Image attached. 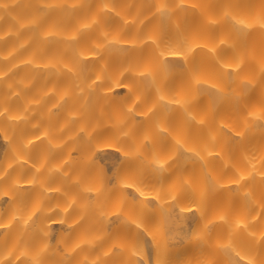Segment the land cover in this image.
<instances>
[{"label":"bare ground","instance_id":"6f19581e","mask_svg":"<svg viewBox=\"0 0 264 264\" xmlns=\"http://www.w3.org/2000/svg\"><path fill=\"white\" fill-rule=\"evenodd\" d=\"M180 5L0 0V264H264V0Z\"/></svg>","mask_w":264,"mask_h":264},{"label":"snow or ice","instance_id":"6c2138e0","mask_svg":"<svg viewBox=\"0 0 264 264\" xmlns=\"http://www.w3.org/2000/svg\"><path fill=\"white\" fill-rule=\"evenodd\" d=\"M182 5H183V0H181V7H182ZM161 15L163 16V15H165L166 13H167V7L165 6V7H163V8H161ZM257 23L261 26V27H264V17H258L257 18ZM235 24L236 25H240L239 27H237V31H240V32H243L246 28H248V27H251V25H247V24H245L243 21H237V22H235ZM235 26V25H234ZM231 75V74H230ZM257 119H259V117H256ZM160 170H163L162 169V166H161V168H160ZM5 178L4 177H2V176H0V180H4ZM33 264H39V260L37 259V260H35L34 262H33ZM235 264H240V262L237 260V261H235Z\"/></svg>","mask_w":264,"mask_h":264}]
</instances>
